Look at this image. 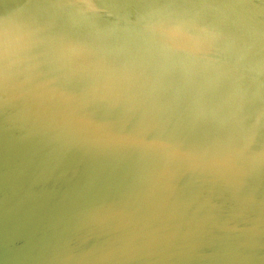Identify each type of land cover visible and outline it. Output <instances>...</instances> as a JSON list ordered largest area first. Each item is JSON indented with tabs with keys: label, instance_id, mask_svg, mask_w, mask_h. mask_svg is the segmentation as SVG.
<instances>
[{
	"label": "water",
	"instance_id": "obj_1",
	"mask_svg": "<svg viewBox=\"0 0 264 264\" xmlns=\"http://www.w3.org/2000/svg\"><path fill=\"white\" fill-rule=\"evenodd\" d=\"M0 264H264V0H0Z\"/></svg>",
	"mask_w": 264,
	"mask_h": 264
}]
</instances>
